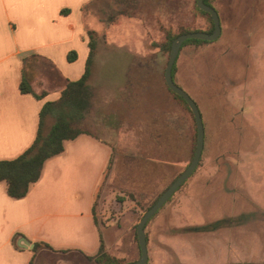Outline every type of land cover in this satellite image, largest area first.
Returning a JSON list of instances; mask_svg holds the SVG:
<instances>
[{"label":"rangeland","instance_id":"obj_1","mask_svg":"<svg viewBox=\"0 0 264 264\" xmlns=\"http://www.w3.org/2000/svg\"><path fill=\"white\" fill-rule=\"evenodd\" d=\"M111 2L84 12L96 32L88 83L97 91L85 127L112 150L96 221L108 254L127 264L138 258L139 219L193 156V119L165 87L160 46L167 31L205 32L209 22L196 0H138L105 24ZM209 6L220 36L185 43L171 70L200 112L201 157L146 223V264H264V0ZM43 253L33 264H80Z\"/></svg>","mask_w":264,"mask_h":264},{"label":"crops","instance_id":"obj_2","mask_svg":"<svg viewBox=\"0 0 264 264\" xmlns=\"http://www.w3.org/2000/svg\"><path fill=\"white\" fill-rule=\"evenodd\" d=\"M93 1L0 0V161L32 145L43 104L58 99L65 81L84 73L89 51L84 12ZM71 51L76 57L69 62ZM22 81L43 96L22 92ZM111 151L102 139L81 134L44 162L23 198H10L0 182V264H29L33 253L17 245L20 238L94 256L101 236L106 248L95 201Z\"/></svg>","mask_w":264,"mask_h":264},{"label":"trees","instance_id":"obj_3","mask_svg":"<svg viewBox=\"0 0 264 264\" xmlns=\"http://www.w3.org/2000/svg\"><path fill=\"white\" fill-rule=\"evenodd\" d=\"M137 1L138 0H112L107 9L106 16L102 19V21L105 24H109L118 15H129V8H134ZM209 1L210 0H204V3L209 5ZM91 3L92 2L87 4L86 8L90 6ZM195 7L200 14L204 15L208 19L209 29L205 32L210 33L213 30L211 17L209 14L198 9L196 4ZM184 33L187 32L185 30H181L176 34H172L167 31L165 41L160 46L162 51L169 53L172 40L178 35ZM86 34L89 39V51L82 76L75 81H65L58 99L43 104L40 110L38 132L32 145L17 158L0 161V182L5 183L6 194L12 199H20L27 194L29 187L40 178L44 162L51 157L61 154L64 150V143L66 141L73 140L81 134H88L96 137L94 133L85 127L87 118L95 109V101L97 98L96 89L88 83L95 49V43L92 38L96 36V32L93 30H86ZM188 42L207 43V41L189 39L183 42L181 47ZM75 57V52L71 51L67 55V60L71 62L75 59ZM21 91L28 92L36 98H41L43 96V94L37 95L33 93V91L29 88L27 81H22ZM170 93L174 96V98L178 99L191 114L187 104L179 96L175 95L171 91ZM48 116L53 118V123L49 126L47 132L44 133L43 121ZM191 117L193 119L192 114ZM193 125L195 128L194 119ZM195 138L196 129H194L192 155L195 146ZM155 200L149 205V207L155 202ZM134 239L137 242L135 231ZM31 251L33 254L29 264H33L41 254H44L43 252L52 255L54 259H67L80 264H118L117 258L108 254L101 236L98 250L94 256H86L82 252L73 250L54 251L47 244L40 242H34Z\"/></svg>","mask_w":264,"mask_h":264},{"label":"water","instance_id":"obj_4","mask_svg":"<svg viewBox=\"0 0 264 264\" xmlns=\"http://www.w3.org/2000/svg\"><path fill=\"white\" fill-rule=\"evenodd\" d=\"M196 6L201 11L209 14L213 24V30L210 33L207 32H189L180 34L175 37L170 45L169 54L167 63L163 73V79L166 87L175 95L179 96L188 106L189 110L194 119L195 129H196V138L195 146L193 151V156L190 163L186 168L170 183V185L156 198L155 202L144 212V214L139 219L136 228L135 234L137 239V245L139 249L138 258L127 264H146L148 260V251H147V241L146 234L144 231L145 224L150 220V218L166 203V201L172 196V194L181 186L185 180H187L191 174L195 171L198 162L201 157V152L203 148V123L200 116V112L194 100L179 86H177L171 75L172 66L176 60L179 49L183 42L189 39H196L211 42L217 40L221 33L220 19L217 11L204 3V0H196ZM17 245L21 248H33V244H29L26 239L20 238L17 242Z\"/></svg>","mask_w":264,"mask_h":264},{"label":"flooded vegetation","instance_id":"obj_5","mask_svg":"<svg viewBox=\"0 0 264 264\" xmlns=\"http://www.w3.org/2000/svg\"><path fill=\"white\" fill-rule=\"evenodd\" d=\"M215 9V8H214Z\"/></svg>","mask_w":264,"mask_h":264}]
</instances>
